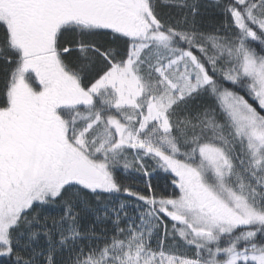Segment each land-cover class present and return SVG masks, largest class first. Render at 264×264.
Returning <instances> with one entry per match:
<instances>
[{
    "label": "snow or ice",
    "instance_id": "snow-or-ice-1",
    "mask_svg": "<svg viewBox=\"0 0 264 264\" xmlns=\"http://www.w3.org/2000/svg\"><path fill=\"white\" fill-rule=\"evenodd\" d=\"M0 78L5 264H264V0H0Z\"/></svg>",
    "mask_w": 264,
    "mask_h": 264
},
{
    "label": "trees",
    "instance_id": "trees-1",
    "mask_svg": "<svg viewBox=\"0 0 264 264\" xmlns=\"http://www.w3.org/2000/svg\"><path fill=\"white\" fill-rule=\"evenodd\" d=\"M207 3V0H201V4ZM204 9L202 8V12ZM162 15L165 18L168 17H174L176 19H179L180 13L177 9L175 8H169V7H164L161 10ZM203 23L202 27L205 30H208L210 28V14L205 13L204 16L202 17ZM2 78H0V88H2ZM151 172V176L148 178H144L141 173H136L133 171H130L127 175H119L118 179L121 180L123 184L128 185L131 187L133 190H140L144 194H148V189L145 187V179H149L152 184V191L156 195H170L171 194V181H170V174L165 173L160 169H156L155 171H152L151 168L149 169ZM121 199H129L121 194ZM93 205L95 206V202H93ZM92 218L89 217V220ZM191 254V253H189ZM7 258H0V264H5Z\"/></svg>",
    "mask_w": 264,
    "mask_h": 264
}]
</instances>
